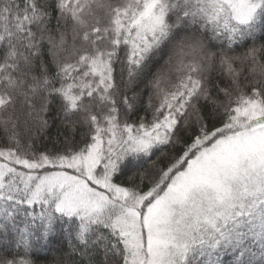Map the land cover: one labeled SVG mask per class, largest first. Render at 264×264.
Instances as JSON below:
<instances>
[{
    "label": "snow or ice",
    "instance_id": "6c2138e0",
    "mask_svg": "<svg viewBox=\"0 0 264 264\" xmlns=\"http://www.w3.org/2000/svg\"><path fill=\"white\" fill-rule=\"evenodd\" d=\"M41 252L264 264V0H0V264Z\"/></svg>",
    "mask_w": 264,
    "mask_h": 264
},
{
    "label": "trees",
    "instance_id": "16d2710c",
    "mask_svg": "<svg viewBox=\"0 0 264 264\" xmlns=\"http://www.w3.org/2000/svg\"><path fill=\"white\" fill-rule=\"evenodd\" d=\"M46 255H47L46 253L41 252L39 254L40 259L37 260V264H49L48 260L44 258Z\"/></svg>",
    "mask_w": 264,
    "mask_h": 264
}]
</instances>
